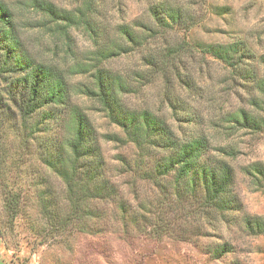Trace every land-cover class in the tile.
Listing matches in <instances>:
<instances>
[{
    "label": "rangeland",
    "instance_id": "rangeland-1",
    "mask_svg": "<svg viewBox=\"0 0 264 264\" xmlns=\"http://www.w3.org/2000/svg\"><path fill=\"white\" fill-rule=\"evenodd\" d=\"M1 1L14 14L30 55L67 75L71 105L84 113L95 129L106 176L118 190V197L115 202L88 199L80 203L81 209H74L66 198L64 183L46 161L47 151L60 143L66 132L51 128L47 134L27 138L22 128L6 124L0 131V264H264V233L258 237L248 235L243 222L246 215L264 222V189L254 186L244 172L253 163L264 166V122L261 129L252 131L227 130L224 121L228 114L241 109L264 120V110L249 104L250 96L239 86L243 81L233 79L229 68L201 51L202 44L237 41L249 46L256 57L264 55V0H165L170 6L188 10L186 26L149 38L142 48L100 65L111 74L134 77L146 70L141 62L143 56L179 47L182 50L174 67L190 79L195 88L192 93L176 82L157 77L135 84L138 89L123 94L122 100L130 110L148 111L165 120L179 139L199 133L210 141L212 150L223 146L234 150V157L228 160L234 170L233 194L242 211L232 213L214 227L205 220L185 221L182 215L171 216L168 221L176 224V219L181 218L187 223L179 222L180 232L168 237H156L149 225L142 228L138 222L121 221L118 204L138 212L147 202L145 207L152 212L149 218L165 215L167 202L162 189L144 179L145 171L140 170L134 182L119 174L120 166H125L121 160L126 166L147 167L154 166L163 155L152 152L150 157H143L132 143L123 145L100 138L121 132L100 112L99 103L82 93L86 87L93 88L89 68L96 50L89 32L77 25L69 31L70 41L65 44L59 34L36 27L45 18L32 8L33 0ZM41 1L70 15L83 3ZM159 1L94 0L96 22L109 38L105 44L110 46L111 40L118 39L117 26L149 22L148 8ZM78 65L90 71L79 74ZM129 84L133 86L131 81ZM175 98L180 102L177 113L169 105ZM187 114H197L198 125L187 123ZM169 180L163 183L167 185ZM11 197L17 200L15 213L7 210V199ZM223 245L231 252L216 259L212 251Z\"/></svg>",
    "mask_w": 264,
    "mask_h": 264
},
{
    "label": "trees",
    "instance_id": "trees-1",
    "mask_svg": "<svg viewBox=\"0 0 264 264\" xmlns=\"http://www.w3.org/2000/svg\"><path fill=\"white\" fill-rule=\"evenodd\" d=\"M93 3L94 0H83L73 15L41 0H33L32 8L45 18L36 27L59 34L65 44L69 43V31L75 26L81 25L89 32L96 50L89 68L92 70L93 88L86 87L82 93L95 99L100 112L121 132V136L105 134L100 138L123 145L132 143L143 157H150L152 152L163 155L154 166L147 167L126 166L121 160L125 166H120L119 174L134 182L139 171H145L144 179L162 189L160 192L167 202L165 215L160 214L154 220L153 216L149 218L152 212L145 207L147 202L138 212L127 211L126 206L118 204L121 221L126 220L129 224L138 222L142 228L149 225L156 237H168L180 232L182 225L179 222L184 223L181 218L176 219V224L173 220L168 221L171 216L182 215L185 221L189 218L197 222L205 220L214 227L225 222L232 213L241 212L242 206L233 194L234 170L228 160L234 157L233 149L223 146L212 150L210 141L199 133L179 139L165 120L148 111L130 110L122 100L123 94L134 93L138 89L135 84L157 77L168 83L176 82L183 90L192 93L195 88L190 79L174 67L182 49L156 50L146 54L141 58L146 70H140L134 77H121L100 68L103 61L134 48H142L149 38L186 26L190 16L188 10L160 0L148 8L149 22H134L133 27L117 26L118 39L111 40L107 46L105 43L109 38L98 27L92 11ZM15 23L14 14L0 0V131L10 124L13 129L22 128L23 137L27 138H33L37 133L47 134L51 128L66 132L61 142H56L47 151L46 161L64 183L66 198L74 205L73 208L81 209L80 203L88 199L117 201L118 190L106 176L96 131L87 116L71 105L67 75L33 58L25 48L21 31ZM126 44L131 45L126 47ZM201 51L229 68L233 79L243 81L239 86L250 96L249 104L264 110V74L261 73L264 55L256 57L249 46L237 41L202 44ZM82 67L77 66V73L90 71ZM253 93L258 96L253 97ZM179 103L177 98L174 103H168L174 113L180 110ZM186 116L187 123L193 127L198 125L197 114ZM224 121L227 130L243 128L252 131L261 129L264 122L243 109L228 114ZM244 172L254 186L264 189L263 164L253 163ZM169 178L171 180L165 185L163 182ZM16 205V198L7 199V210L15 213ZM243 222L248 235L258 237L264 233V222L260 218L246 215ZM230 252L225 245L212 251L216 259Z\"/></svg>",
    "mask_w": 264,
    "mask_h": 264
}]
</instances>
